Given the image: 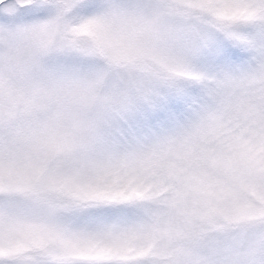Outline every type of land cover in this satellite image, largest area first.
<instances>
[{
	"label": "snow or ice",
	"instance_id": "6c2138e0",
	"mask_svg": "<svg viewBox=\"0 0 264 264\" xmlns=\"http://www.w3.org/2000/svg\"><path fill=\"white\" fill-rule=\"evenodd\" d=\"M0 264H264V0H0Z\"/></svg>",
	"mask_w": 264,
	"mask_h": 264
}]
</instances>
